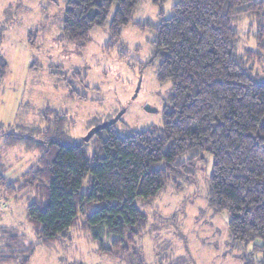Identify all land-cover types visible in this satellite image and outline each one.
<instances>
[{
    "label": "trees",
    "instance_id": "16d2710c",
    "mask_svg": "<svg viewBox=\"0 0 264 264\" xmlns=\"http://www.w3.org/2000/svg\"><path fill=\"white\" fill-rule=\"evenodd\" d=\"M142 1L66 0L61 33L82 49L95 28L105 29L107 52L120 45L124 27L152 29L148 64L160 85L171 84L173 110L163 115L160 129L122 135L111 122L92 135L90 154L84 140L71 139L65 114L46 110L43 127L0 123L5 149L39 156L14 180L0 174V198L25 200V220L36 238L28 242L0 228L9 241L0 246V264H29L37 247L53 249L69 231L87 232L99 254L143 264L135 240L147 217L136 201H153L168 188L178 189V180H194L196 163L207 167L206 158L209 208L229 214L233 244L260 240L255 250L264 255V82L251 74V62L264 59V1L176 0L166 17L162 7L170 0H151L160 17L155 24L133 21ZM245 21L255 50L240 53ZM6 68L0 56V77ZM50 72L59 74L57 68ZM110 121L92 122L89 129Z\"/></svg>",
    "mask_w": 264,
    "mask_h": 264
},
{
    "label": "rangeland",
    "instance_id": "374dc122",
    "mask_svg": "<svg viewBox=\"0 0 264 264\" xmlns=\"http://www.w3.org/2000/svg\"><path fill=\"white\" fill-rule=\"evenodd\" d=\"M171 2L175 0L162 7L165 15H169ZM65 3L66 0H0V56L7 66L0 77V123L43 127L42 114L52 110L67 116L69 135L77 141L87 137L93 129H89L92 122L110 119L106 125L117 122L116 132L122 135L160 129L163 115L170 113L173 105L169 101L171 84L160 85L155 67L148 64L153 55L154 31L141 33L128 25L122 30L120 45L106 52L109 35L105 29L95 28L89 43L78 49L61 33ZM157 14L151 0H143L133 21L155 24L160 19ZM249 24L245 21L239 26L240 53L255 50ZM251 66L254 79L264 82V59L251 62ZM53 68H57V77L51 75ZM74 73L79 77H72ZM70 89L75 91V98L70 96ZM84 97L85 101L81 100ZM92 140L93 137L86 143ZM2 141L0 174L11 181L33 167L39 156L25 153L20 147L5 149ZM92 149L91 145L87 147L88 154ZM206 159L207 167L203 161L196 163L194 180H178V189L168 188L153 201H136L147 217L145 230L135 240L143 264L264 262V255L255 250L260 240L233 244L229 214L209 208L207 176L211 161ZM86 187L84 181L83 189ZM25 208V200L4 203L0 198V228H11L25 235L28 242H36L25 220ZM6 234L0 230V246L9 243ZM29 264L127 263L116 256L99 254L87 232L69 231L68 238L55 248L37 247Z\"/></svg>",
    "mask_w": 264,
    "mask_h": 264
},
{
    "label": "water",
    "instance_id": "95a60500",
    "mask_svg": "<svg viewBox=\"0 0 264 264\" xmlns=\"http://www.w3.org/2000/svg\"><path fill=\"white\" fill-rule=\"evenodd\" d=\"M145 110L146 111H150V109H149V107H145ZM105 126H107L106 124H104V125H102V126H99V127H97V128H93L91 131H90V133L87 135V137L84 139V141L86 142L87 140H89V138H91L92 137V135L96 132V131H98L100 128H103V127H105Z\"/></svg>",
    "mask_w": 264,
    "mask_h": 264
},
{
    "label": "crops",
    "instance_id": "0c3cea01",
    "mask_svg": "<svg viewBox=\"0 0 264 264\" xmlns=\"http://www.w3.org/2000/svg\"><path fill=\"white\" fill-rule=\"evenodd\" d=\"M175 2H176V0H175ZM175 2H171L169 5H168V7L169 8H171L174 4H175ZM165 15V14H164ZM166 17H170L171 16V13H170V9H169V15H165Z\"/></svg>",
    "mask_w": 264,
    "mask_h": 264
}]
</instances>
